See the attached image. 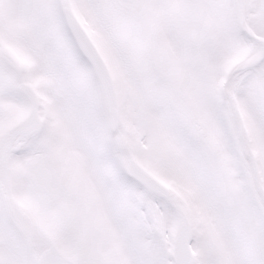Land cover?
Segmentation results:
<instances>
[{
    "label": "snow or ice",
    "instance_id": "obj_1",
    "mask_svg": "<svg viewBox=\"0 0 264 264\" xmlns=\"http://www.w3.org/2000/svg\"><path fill=\"white\" fill-rule=\"evenodd\" d=\"M0 264H264V0H0Z\"/></svg>",
    "mask_w": 264,
    "mask_h": 264
}]
</instances>
